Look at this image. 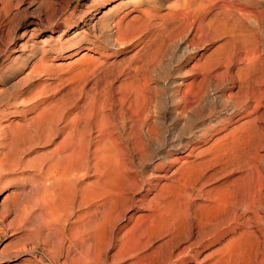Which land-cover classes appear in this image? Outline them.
Segmentation results:
<instances>
[{
    "label": "rangeland",
    "instance_id": "1",
    "mask_svg": "<svg viewBox=\"0 0 264 264\" xmlns=\"http://www.w3.org/2000/svg\"><path fill=\"white\" fill-rule=\"evenodd\" d=\"M184 1L0 0V109L48 94L54 107L52 140L30 144L25 134L28 148L18 134L0 143V174L7 151L37 166V156L63 137L57 115L64 105L73 128L66 149L84 169H73L78 182L58 213L38 198L31 164L0 188V264H208L204 257L226 243L230 264H264V212L259 230L251 222L256 232L244 236V188L264 184V0H230L259 15L226 44L220 24L194 21L198 0H189V19L178 15ZM215 169L201 193L200 173ZM210 195L222 201L215 230L202 240L192 208ZM55 217L68 221L59 226Z\"/></svg>",
    "mask_w": 264,
    "mask_h": 264
},
{
    "label": "bare ground",
    "instance_id": "2",
    "mask_svg": "<svg viewBox=\"0 0 264 264\" xmlns=\"http://www.w3.org/2000/svg\"><path fill=\"white\" fill-rule=\"evenodd\" d=\"M186 1H188V3H186L185 1H184V3H183V5L181 6V10H180V12L178 13V15L179 14H187V17H186V19H189L190 17H188V15L189 14H191V10H190V8H191V6L192 5H188L189 4V0H186ZM193 2V1H192ZM197 7L195 8V5H194V10H192V15H193V17H194V21L196 22H198V23H205V24H210L211 22H217L218 24H220L221 25V27H222V33L223 34H225L226 35V37L228 38V40H226L224 43L226 44V43H229V37H231V34H233L232 32L234 31V29H238V30H240V31H244V20L245 21H250L251 20V18H256L257 17V14H258V12L256 11V10H252V9H244V5H239V4H236V3H234L233 1H230V0H198L197 2ZM195 3V4H196ZM192 4V3H191ZM190 7V8H189ZM192 9V8H191ZM259 15V14H258ZM185 19V20H186ZM121 21V20H120ZM190 21V20H189ZM128 22V21H127ZM191 22V21H190ZM193 22V21H192ZM191 22V23H192ZM129 24V23H128ZM128 24H126V26L128 25ZM226 39V38H225ZM228 41V42H227ZM221 46H223V44H221L220 45V47ZM244 65V64H243ZM38 91V90H37ZM36 91V92H37ZM44 91H46V90H44ZM31 92H33V91H31ZM43 92V91H42ZM41 91H40V93H42ZM38 93H39V91H38ZM33 94H35L34 92H33ZM37 94V93H36ZM47 94V93H46ZM49 95V94H48ZM48 95H46V96H44L43 95V98L42 99H40V100H36V101H29V99H28V101L29 102H27L26 104H25V100L24 101H22V102H24V105H22L21 107V109L19 108V107H15L14 109H12V110H7V111H4V110H2V109H0V110H2V112L0 113V143L1 144H4V146H5V144L7 143H11V141H13V140H15L17 137V135L18 134H24L23 136H22V138L24 137V139H22V138H20V139H22V140H26V138H29L27 141L30 143V144H33V142H35V140H37V142L38 141H42V140H45V141H48L47 139H45L46 138V136H47V138H49L50 139V137L51 136H53L54 137V126L52 125V123H54V122H50L49 120V115H48V111H51V109L53 108L54 109V107L53 106H51V104L48 102L47 103V100H49V96ZM32 96V95H31ZM37 96V95H36ZM42 96V95H41ZM41 96H40V98H41ZM33 97V96H32ZM31 98V97H30ZM52 99V98H51ZM22 102H20V103H22ZM53 103V102H52ZM16 104H18V103H16ZM53 105V104H52ZM62 105V104H61ZM7 106V105H6ZM5 107V106H4ZM57 107V106H56ZM55 107V108H56ZM7 108V107H6ZM62 107H60L59 108V110L61 109ZM68 108L69 107H67V106H63V108L61 109V111H60V113H59V115H57V116H62L63 117V120H64V124H63V126L61 127V132L63 133V137L60 139V141H58L57 143H56V145H54L50 150H48V151H46V152H44L43 151V153H41V154H39L38 156H37V158H38V160H39V163L37 164V166H34V165H32L31 164V162L32 161H30V160H26V159H22L23 157H21L20 155H18V153H14V152H12V151H7L4 155L6 156V159H7V161H8V163H7V166L5 167V168H3V173L2 174H0V188L2 187V186H4L3 188H6L7 186H10V185H14V184H16L17 182H18V180H19V178H18V176L17 175H19V174H25L26 173V171L28 170V169H30L32 166L33 167H36V168H34V171L36 172V173H32V175H31V178L30 179H32L33 181H34V183H35V185L37 184V186H36V189H37V194H38V198L41 200V201H43L44 203H46L47 205H48V208L51 210V212L52 213H54V212H57V209H58V207H59V203L64 199V198H66L67 197V195L70 193V190H71V187H72V185L76 182H74L73 183V181H74V179H73V175H72V171H73V169L75 168V169H77L76 167H75V165H79L80 163H79V160L78 159H73V157H72V153L71 152H69L67 149L70 147H68L67 148V141H68V136H69V134H70V132L72 133V129L73 128H71V130L69 129V122H68V113H67V110H68ZM57 109V108H56ZM70 111V110H69ZM68 111V112H69ZM54 112H56V111H54ZM28 114H31V116H30V118H28L27 117V115ZM56 114L57 113H55V116L54 117H56ZM70 114V113H69ZM56 120L58 119L57 117L55 118ZM61 120H62V118H60ZM52 120V119H51ZM71 120V119H70ZM57 122V121H56ZM49 125H48V124ZM256 123V122H255ZM57 124V123H56ZM56 124H55V128L58 126H56ZM60 124V123H59ZM73 125V124H72ZM72 125H71V127H72ZM256 125V124H255ZM255 125H253V126H255ZM258 127V126H257ZM59 128V127H58ZM254 128V127H253ZM69 129V130H68ZM65 130H67V131H65ZM256 130H258V129H256ZM60 131V130H59ZM68 131H70V132H68ZM240 132V131H239ZM256 132H258V131H256ZM57 133V132H56ZM259 133V132H258ZM25 134H26V138H25ZM20 136V135H19ZM20 136V137H21ZM28 136H30V137H28ZM55 137H56V134H55ZM59 137V136H58ZM70 137V136H69ZM70 138H72V137H70ZM51 140H52V137H51ZM16 141V140H15ZM14 141V142H15ZM17 141H18V139H17ZM40 141V142H41ZM20 142V141H19ZM26 142V141H25ZM37 142H35V143H37ZM56 142V141H55ZM16 143H18V142H16ZM15 143V144H16ZM23 143V142H22ZM43 143V142H42ZM54 143V142H53ZM216 143V142H215ZM12 144V143H11ZM14 144V145H15ZM20 144V143H19ZM18 144V145H19ZM30 144H27V142H26V144L25 145H28L27 147L28 148H31V146L29 147V145ZM45 144V143H44ZM46 144H47V142H46ZM45 144V145H46ZM212 144V143H211ZM10 145V144H9ZM21 145V144H20ZM24 144H22V146H23ZM24 145V146H25ZM37 145H39V144H37ZM76 145V144H75ZM11 146V145H10ZM17 146V145H16ZM34 146V145H33ZM210 146H212V145H210ZM2 147V146H1ZM20 148H22L21 146H19ZM238 147V146H237ZM25 148V147H24ZM24 148H22V150H23V152H24V150H26V148L24 149ZM67 148V149H66ZM74 148V147H73ZM73 148H71L72 150H73ZM235 147L233 146V149H234ZM17 149V148H16ZM76 149V148H75ZM8 150V149H7ZM12 150V149H11ZM15 150V149H14ZM20 150V152L22 151L21 149H19ZM18 150V151H19ZM28 150V149H27ZM200 150V149H199ZM203 150V149H202ZM236 150V149H235ZM4 151V150H3ZM76 151H79V150H76ZM227 151H228V149H227ZM226 151V152H227ZM0 152H1V150H0ZM23 152H22V154H23ZM201 152H203V151H201ZM235 152V151H234ZM98 153V152H97ZM230 153V152H229ZM232 153V152H231ZM80 154V153H79ZM82 154V156H83V152L81 153ZM95 154V153H94ZM102 154V153H101ZM192 154V153H191ZM198 154V153H197ZM228 154V153H227ZM258 154V153H257ZM37 155V154H36ZM35 155V156H36ZM190 155V154H189ZM188 155V156H189ZM225 155V154H224ZM26 156V155H25ZM81 156V157H82ZM86 156V155H85ZM211 156V155H210ZM230 156V154H228V157ZM247 156L248 155H246L245 156V158H247ZM257 156V159H258V157H260V156H258V155H256ZM256 156H254V157H256ZM3 157V156H2ZM184 157H186L187 158V156H184ZM209 157V156H208ZM216 157V156H215ZM250 157V156H249ZM32 159H33V157H31ZM82 158H84V157H82ZM182 158V157H181ZM222 158H224V157H222ZM253 158V157H252ZM5 159V160H6ZM34 159H36V158H34ZM86 159V158H85ZM84 159V160H85ZM199 159V158H198ZM201 159V158H200ZM250 159V158H249ZM256 159V158H255ZM255 159H253V161L255 160ZM89 160V159H88ZM220 160H221V158H220ZM196 161V160H195ZM194 161V162H195ZM211 161V159H209V162ZM248 161V160H247ZM252 161V162H253ZM257 161V160H256ZM259 161V160H258ZM6 162V161H5ZM84 162H86V161H84ZM83 162V163H84ZM201 162V161H200ZM231 162V161H230ZM249 162V161H248ZM34 163H37V159H36V161L34 162ZM82 163V164H83ZM100 165L102 164V163H100V162H98ZM179 163V162H178ZM205 163V162H204ZM207 163V162H206ZM219 163V162H218ZM253 163H255V162H253ZM260 163V162H259ZM4 164H6V163H4ZM32 166H31V165ZM93 164V163H92ZM98 164V165H99ZM104 164V163H103ZM196 164V163H195ZM225 164V163H224ZM248 164V163H247ZM258 164V163H257ZM256 164V165H257ZM91 165V164H90ZM210 165V164H209ZM212 165H213V163H212ZM211 165V166H212ZM227 165V164H226ZM249 165V164H248ZM256 165H254L253 164V168L255 169V166ZM87 166V165H86ZM103 166V165H102ZM107 166V165H106ZM179 166V165H178ZM214 166V165H213ZM212 166V167H213ZM229 166V165H228ZM258 166V165H257ZM256 166V167H257ZM81 167L83 168V166L81 165ZM89 167V166H88ZM94 167V166H93ZM105 167V166H104ZM103 167V168H104ZM209 167V166H208ZM221 167H225L224 165H221ZM221 167L219 168V169H221ZM259 167V166H258ZM87 168V167H86ZM85 168V169H86ZM92 168V167H91ZM95 168V167H94ZM190 168H192V167H190ZM78 169H81L80 168V166H79V168ZM78 169H77V171H78ZM207 169V168H206ZM205 169V167H204V170H206ZM223 169L224 168H222L221 169V171H220V174H221V172L223 171ZM228 169V168H227ZM226 169V170H227ZM248 169H250V168H248ZM2 170V169H1ZM0 170V171H1ZM82 170H84V169H82ZM82 170H79V171H82ZM89 170V169H88ZM91 170V169H90ZM89 170V171H90ZM103 170V169H102ZM110 170V169H109ZM202 171H203V169H201ZM211 170H212V168H211ZM225 170V169H224ZM32 171V170H31ZM78 171V172H79ZM96 171V170H95ZM215 172H213V173H210V174H204V175H202L201 173H200V177H201V180L203 181L202 183H201V186L199 187V190H200V192L202 193V186L204 187V184L206 183V182H208L209 180H211V179H213V178H215V176L216 175H218L219 173L216 171V169L214 170ZM251 171V173H253L254 172V174H255V172H257V169H256V171H252V170H250ZM97 172H98V170H97ZM105 172H106V168H105ZM224 172V171H223ZM28 173V172H27ZM30 173V172H29ZM28 173V174H29ZM250 173V172H249ZM250 173V174H251ZM27 174V175H28ZM90 174V173H89ZM185 174V173H184ZM188 174H189V172H188ZM195 174V173H194ZM2 175V176H1ZM88 174H86V176H87ZM101 175V174H100ZM99 175V176H100ZM187 175V174H186ZM22 176V175H21ZM25 176V175H24ZM29 176V175H28ZM107 176V175H106ZM225 176V175H224ZM223 176V177H224ZM255 176V175H254ZM23 177V176H22ZM89 177V176H88ZM94 177V176H93ZM103 177H105L104 175H103ZM187 178H188V175L186 176ZM229 177V176H228ZM250 177H252V175L250 176ZM256 177V176H255ZM258 177V176H257ZM27 178V177H26ZM100 178V177H99ZM185 178V177H184ZM199 178V177H198ZM225 178V177H224ZM260 178V177H259ZM29 179V178H28ZM96 179V178H95ZM103 179V178H102ZM230 179V178H229ZM252 179V178H251ZM20 180H23V179H20ZM24 180H25V178H24ZM23 180V181H24ZM99 180V179H98ZM97 180V181H98ZM101 180V179H100ZM197 180V179H196ZM216 180V179H215ZM221 180V179H220ZM226 180V179H225ZM255 180H257V179H255ZM259 180V179H258ZM257 180V181H258ZM22 181V182H23ZM93 181H94V179H93ZM102 181V180H101ZM105 181V180H104ZM104 181H102V182H104ZM198 181V180H197ZM254 181V180H253ZM252 181V182H253ZM260 181V180H259ZM258 181V182H259ZM20 182V181H19ZM21 182V183H22ZM25 182V181H24ZM29 182V181H28ZM78 182V181H77ZM76 182V183H77ZM82 181L80 180L79 181V183H81ZM83 182H84V180H83ZM186 182V181H185ZM193 182V181H192ZM194 182H195V180H194ZM199 182V181H198ZM216 182H217V180H216ZM250 182H251V180H250ZM252 182L250 183V184H252ZM31 183H32V181H31ZM33 183V184H34ZM88 183V182H87ZM95 183H96V180H95ZM98 183H100V181L98 182ZM97 183V184H98ZM107 183H108V181H107ZM196 183V182H195ZM220 183H221V181H220ZM224 183V182H223ZM222 183V184H223ZM255 183H257L256 181H255ZM82 184V183H81ZM92 184V183H91ZM105 184H106V182H105ZM76 185V184H75ZM79 185V184H78ZM84 185H86V184H84ZM93 185H95V184H92V186ZM100 185H102V184H100ZM104 185V184H103ZM211 185V184H210ZM213 185V184H212ZM226 185V184H225ZM88 186L89 185H87V188H88ZM92 186H90V187H92ZM98 186V185H97ZM105 186H108V185H105ZM199 186V185H198ZM249 186V185H248ZM73 187H76V186H73ZM79 187H81V186H79ZM89 187V188H90ZM102 187V186H101ZM104 187V186H103ZM109 187V186H108ZM111 187H113V186H111ZM222 187V186H221ZM246 187V186H245ZM251 187V186H250ZM253 188H244V226H245V228H244V236L245 235H248L249 233H255L256 231L255 230H253L252 228L253 227H255V225L253 226H251V222H255L257 225H256V230H259L258 229V226H259V224H261V218H260V214L262 213V212H264V184L260 181L259 182V184L258 185H256V186H252ZM96 188V187H95ZM206 188V187H205ZM226 188V187H225ZM74 188H72V190H73ZM84 189H86L85 188V186H84ZM91 189V188H90ZM94 188L92 187V190H93ZM214 189V188H213ZM213 189H211V190H208V191H205V194L207 193V194H210L211 193V191H213ZM217 189V188H216ZM231 189V188H230ZM2 190V189H1ZM78 190V189H77ZM81 190V189H80ZM96 190H98V189H96ZM95 190V191H96ZM198 190V189H197ZM232 190V189H231ZM193 191V190H192ZM36 192V191H35ZM79 192V191H78ZM83 192V191H82ZM91 192H93V191H91ZM97 192V191H96ZM196 192V191H195ZM84 193V192H83ZM98 194H99V192H97ZM100 193H101V190H100ZM201 193H199L200 194V196L202 195ZM213 193V192H212ZM72 194V193H71ZM84 194H86V196L85 197H88L87 198V200L88 199H90L89 198V195L87 196V192H85ZM90 194V193H89ZM96 194V193H95ZM104 194V193H103ZM192 194V193H191ZM198 194V195H199ZM214 194V193H213ZM218 194V193H217ZM92 195V194H91ZM107 195V194H106ZM194 195H197V194H194ZM197 195V196H198ZM70 196H72V195H70ZM70 196H69V198H70ZM83 196V195H82ZM81 196V197H82ZM95 196V195H94ZM99 196V195H98ZM108 196H110V195H108ZM107 196V197H108ZM103 197H104V195H103ZM103 197H101V199L103 198ZM107 197H106V199H107ZM115 197V196H114ZM202 197V196H201ZM105 198V197H104ZM72 199H76V196H75V198H72ZM82 199V198H81ZM81 199H79V200H81ZM85 199V198H84ZM92 199H96V196L95 197H92L91 199H90V201L92 202L93 200ZM202 199V198H201ZM71 200V199H70ZM83 200V199H82ZM114 200H115V198H114ZM164 200V199H163ZM222 201L221 200V198H219V197H212L211 195L208 197V198H206L204 201H200V202H196L195 204H193V211L192 212H194V215H193V221H195V224H196V227H197V231H198V233L199 234H201L202 236H201V238H202V240L203 239H205V238H203V237H205L206 235H211V233H213V231L215 230L214 228H213V218H214V212H215V215H216V210H219L220 209V205H221V203H220V201ZM27 201V200H26ZM72 201V200H71ZM90 201L88 202L89 203V205H91L90 204ZM100 201V200H99ZM165 201V200H164ZM196 201V200H195ZM72 202H75V201H72ZM72 202H71V204H72ZM79 202H82V201H79ZM79 202H77V203H79ZM96 202V201H95ZM98 202V201H97ZM157 202V201H156ZM187 202V201H186ZM65 203V202H64ZM101 203H103V202H101ZM101 203H99V205L101 204ZM111 203V202H110ZM113 203V202H112ZM191 203V202H190ZM74 204V203H73ZM76 204V203H75ZM81 204V203H80ZM79 204V205H80ZM83 204H85V203H83ZM183 204H184V202H183ZM186 204V203H185ZM82 205V204H81ZM85 205H87V204H85ZM192 205V204H191ZM191 205H189V206H191ZM34 205L33 204H31V207H33ZM70 206V205H69ZM74 206V205H73ZM78 206V205H77ZM84 206V205H83ZM104 206V205H103ZM106 206H108V205H106ZM187 207V205H186V207L187 208H189V209H191L190 207ZM225 206H226V204H225ZM82 207V206H81ZM85 207V206H84ZM98 203H96L93 207H89V211L90 212H92L93 211V213L95 214L96 213V211L98 210ZM47 208V207H46ZM72 208H74V207H72ZM79 208V207H78ZM107 208V207H106ZM154 208H156V207H154ZM158 208V207H157ZM160 208V207H159ZM169 208V207H168ZM66 209V208H65ZM81 209H84V208H81ZM85 209H87V208H85ZM101 209H103V208H101ZM196 209H198L199 210V212H198V210H196ZM104 210V209H103ZM157 210V209H156ZM164 210H166L165 208H164ZM79 211V210H78ZM81 211V210H80ZM169 211H171V210H169ZM187 210L185 209V212H186ZM195 211H197L196 213H195ZM64 212H65V210H64ZM100 212V211H99ZM98 212V213H99ZM104 212V211H103ZM190 212V211H189ZM58 213V212H57ZM81 213V212H80ZM80 213H79V215H80ZM84 213V212H83ZM106 213V212H105ZM159 213H161L160 211H159ZM224 213V212H223ZM82 214V213H81ZM88 214V213H87ZM87 214H86V216H87ZM91 214V213H90ZM100 214H101V212H100ZM156 214H157V212H156ZM166 214H169V213H166ZM191 214V213H190ZM193 214V213H192ZM89 215V214H88ZM98 214H96V216H97ZM162 215V214H161ZM170 215V214H169ZM222 215H226V214H222ZM47 216V215H46ZM67 216V215H66ZM65 216V217H66ZM68 216H70V214L68 215ZM72 216V215H71ZM81 216V215H80ZM160 216V215H159ZM164 216H167V215H163V217ZM175 216V215H174ZM173 216V217H174ZM189 216V215H188ZM191 216V218L190 219H192V215H190ZM219 216V215H218ZM217 216V218L216 219H218L219 217ZM59 217V216H58ZM64 217V216H63ZM91 217V216H90ZM92 217L94 218V216L92 215ZM102 217V216H101ZM161 217V216H160ZM169 217V219H166L167 217H165V223H164V226L166 227V232H170V234L172 233V232H174L173 230H174V219H173V217L172 218H170V216H168ZM177 217V216H176ZM184 217H186V215H184ZM223 217H225V216H223ZM69 219L71 218V217H68ZM78 218V217H77ZM80 218V217H79ZM82 218V217H81ZM83 219V218H82ZM97 219V218H96ZM95 219V220H96ZM189 218H188V222L190 223V220ZM57 223H58V225L60 226V224L62 223H64L65 222V220L66 219H63V218H56L55 217V219H54ZM72 220V219H71ZM92 220V219H91ZM162 220H163V218H162ZM161 220V221H162ZM168 220V221H167ZM190 220V221H189ZM68 221V219L66 220V222ZM84 221V220H83ZM89 221L90 220H88V223H89ZM93 221V220H92ZM215 221V220H214ZM75 222H77V221H75ZM78 222H79V220H78ZM78 222H77V224H78ZM80 222H82L81 220H80ZM100 222V221H99ZM216 222V221H215ZM57 223H55V224H57ZM73 223V222H72ZM87 223V222H86ZM85 223V226L88 224H86ZM176 223V222H175ZM188 223V224H189ZM54 224V223H53ZM66 224V223H65ZM76 224V223H75ZM83 224V223H82ZM93 224V223H92ZM92 224H91V226H92ZM177 224V223H176ZM216 223H214V225H215ZM84 225V224H83ZM189 225H191V224H189ZM193 225V224H192ZM52 226V225H51ZM84 226V227H85ZM94 226V225H93ZM92 226V227H93ZM194 226V225H193ZM56 227H57V225H56ZM55 227V228H56ZM64 227V226H63ZM73 227V226H72ZM82 227V226H81ZM87 227V226H86ZM190 227V226H189ZM54 228V227H53ZM61 228V227H60ZM88 228H90V227H88ZM191 228H192V226H191ZM74 229H75V227H74ZM89 230V229H88ZM169 230V231H168ZM40 231V230H39ZM62 231H63V229H62ZM190 231H191V229H190ZM232 231V230H231ZM38 232V231H37ZM56 232H58V231H56ZM74 233V232H73ZM72 233V234H73ZM229 233V232H228ZM233 233V232H232ZM36 234H38V233H36ZM231 235V234H230ZM37 236V235H36ZM199 236V235H198ZM227 236V235H226ZM34 237V236H33ZM172 237H173V235H172ZM224 237V236H223ZM229 237V236H228ZM32 238V237H31ZM199 238V237H198ZM201 238H200V240H197V242L195 241V243H198L199 241H201ZM222 239V238H221ZM231 239V238H230ZM234 239V238H233ZM44 240H45V237H44ZM218 240V239H217ZM224 241V240H223ZM257 242V241H256ZM224 243V242H223ZM190 245H193L194 244V242L191 244V243H189ZM189 247V246H188ZM219 247V246H218ZM228 248H229V243H226L225 245H223V246H221L220 248H218V249H216L215 251H211L209 254H207L205 257H204V259H209L210 260V262L208 263V264H230V261H229V256H230V254L228 253ZM187 250V247H185L184 248V250ZM214 254H219L218 256H214V257H217V260H215V258H212L213 257V255ZM231 255H232V253H231ZM195 256V255H194ZM193 258V257H192ZM195 258V257H194ZM195 263L194 264H202V263H200V262H197V261H194Z\"/></svg>",
    "mask_w": 264,
    "mask_h": 264
}]
</instances>
